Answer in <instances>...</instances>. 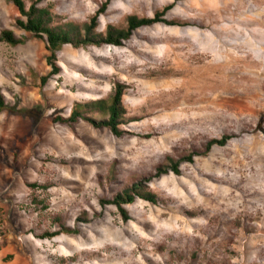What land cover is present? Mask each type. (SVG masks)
I'll use <instances>...</instances> for the list:
<instances>
[{
    "label": "clouds",
    "instance_id": "clouds-1",
    "mask_svg": "<svg viewBox=\"0 0 264 264\" xmlns=\"http://www.w3.org/2000/svg\"><path fill=\"white\" fill-rule=\"evenodd\" d=\"M21 3L0 0V264H264V0Z\"/></svg>",
    "mask_w": 264,
    "mask_h": 264
},
{
    "label": "trees",
    "instance_id": "trees-1",
    "mask_svg": "<svg viewBox=\"0 0 264 264\" xmlns=\"http://www.w3.org/2000/svg\"><path fill=\"white\" fill-rule=\"evenodd\" d=\"M15 4L17 6V9L21 12H23V5L21 3V0H15ZM45 20L43 16H38L35 20L30 21V30L31 31H40V30H45ZM10 35V34H9ZM49 38L53 43V46L56 44L62 43L66 40H72L76 39L79 42V33L73 29L69 32H63V31H57V32H49ZM47 50V48H46ZM0 104H2V100H0ZM93 108H98L101 111L104 110V104L103 102H97L93 105H91ZM113 112H116L117 109L115 106L112 108ZM139 185H136V188L139 189Z\"/></svg>",
    "mask_w": 264,
    "mask_h": 264
},
{
    "label": "rangeland",
    "instance_id": "rangeland-1",
    "mask_svg": "<svg viewBox=\"0 0 264 264\" xmlns=\"http://www.w3.org/2000/svg\"><path fill=\"white\" fill-rule=\"evenodd\" d=\"M45 51H47L46 46H45ZM0 251H3L5 253V261L12 258L13 250L10 247H5L3 249H0Z\"/></svg>",
    "mask_w": 264,
    "mask_h": 264
}]
</instances>
